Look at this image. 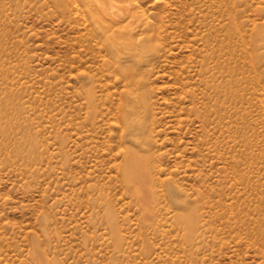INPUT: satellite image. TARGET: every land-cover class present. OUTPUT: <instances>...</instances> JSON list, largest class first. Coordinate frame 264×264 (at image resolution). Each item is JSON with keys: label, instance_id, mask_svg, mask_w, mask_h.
Masks as SVG:
<instances>
[{"label": "rangeland", "instance_id": "1", "mask_svg": "<svg viewBox=\"0 0 264 264\" xmlns=\"http://www.w3.org/2000/svg\"><path fill=\"white\" fill-rule=\"evenodd\" d=\"M138 6L0 0V264H264V0Z\"/></svg>", "mask_w": 264, "mask_h": 264}, {"label": "bare ground", "instance_id": "2", "mask_svg": "<svg viewBox=\"0 0 264 264\" xmlns=\"http://www.w3.org/2000/svg\"><path fill=\"white\" fill-rule=\"evenodd\" d=\"M75 1L85 7L86 10H83V12L87 13L86 20L90 19L92 21V24L99 30L101 42L104 45H109L113 54L120 57L123 53L127 54L126 50H130L129 56L135 58V52L132 50V45L134 44L133 24L141 18V13L138 10L140 8L138 6L139 0ZM149 26V31L160 35V30L156 23L153 25L149 23ZM153 37L155 38V35ZM137 178L139 177L137 176ZM147 181L148 178L146 176H141L138 179V189H148L150 181ZM139 191L145 193L142 190Z\"/></svg>", "mask_w": 264, "mask_h": 264}]
</instances>
